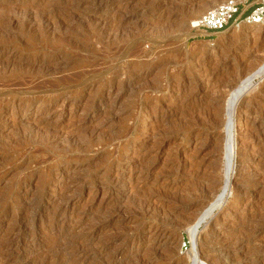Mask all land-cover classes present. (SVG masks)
I'll list each match as a JSON object with an SVG mask.
<instances>
[{
	"label": "rangeland",
	"instance_id": "374dc122",
	"mask_svg": "<svg viewBox=\"0 0 264 264\" xmlns=\"http://www.w3.org/2000/svg\"><path fill=\"white\" fill-rule=\"evenodd\" d=\"M223 1L0 0V264H193L264 66V22L192 28ZM235 118L197 251L264 264V76Z\"/></svg>",
	"mask_w": 264,
	"mask_h": 264
},
{
	"label": "bare ground",
	"instance_id": "6f19581e",
	"mask_svg": "<svg viewBox=\"0 0 264 264\" xmlns=\"http://www.w3.org/2000/svg\"><path fill=\"white\" fill-rule=\"evenodd\" d=\"M194 22H192V24ZM255 25H258V24H255ZM238 26H240V24L237 25V27ZM263 76H264V66L260 68L258 71H256L255 73H253L252 75H250L249 77H247V79H245L238 88L234 89L231 92L229 100H227L228 102H227V112H226V122H225L226 130H227V146H226V155H225L226 168H227V174H226L227 180H226V184L223 188L222 193L218 196L216 201L213 204L205 207L202 214L198 217L196 222H194L190 226L188 230L189 237L193 244V254H194L193 264H200V263L208 264V262L202 259L203 257L201 258V255L197 251V244H198V238L200 235V228L202 225L207 223V221L214 214V212L222 206V204L224 203V201L226 200L228 196L230 186H231L232 174L235 169V160H236V154H237L235 150V137H234L236 110L242 99V96L246 92L251 90V88L255 84L256 79L263 77Z\"/></svg>",
	"mask_w": 264,
	"mask_h": 264
},
{
	"label": "built area",
	"instance_id": "2783aa9c",
	"mask_svg": "<svg viewBox=\"0 0 264 264\" xmlns=\"http://www.w3.org/2000/svg\"><path fill=\"white\" fill-rule=\"evenodd\" d=\"M256 2V6L249 14L238 19L237 15L241 10V2L224 0L201 14L192 24V28L218 33L227 29L231 24L239 25L243 21L247 24H261L264 22V0H256Z\"/></svg>",
	"mask_w": 264,
	"mask_h": 264
},
{
	"label": "crops",
	"instance_id": "0c3cea01",
	"mask_svg": "<svg viewBox=\"0 0 264 264\" xmlns=\"http://www.w3.org/2000/svg\"><path fill=\"white\" fill-rule=\"evenodd\" d=\"M256 4H257L256 0H253L248 5H243L241 3V10H240V13L237 15V18L239 19V18H242V17L246 16L247 14H249L252 11V9L256 6ZM200 31L204 32L201 35H214V34H216L214 32L206 31L203 29H200Z\"/></svg>",
	"mask_w": 264,
	"mask_h": 264
}]
</instances>
